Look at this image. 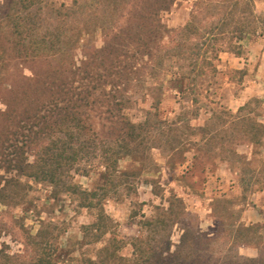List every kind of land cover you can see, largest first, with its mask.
I'll return each instance as SVG.
<instances>
[{"label": "trees", "instance_id": "1", "mask_svg": "<svg viewBox=\"0 0 264 264\" xmlns=\"http://www.w3.org/2000/svg\"><path fill=\"white\" fill-rule=\"evenodd\" d=\"M180 1L3 0L0 5V103L6 107L0 110V204L18 207L27 201L31 186L23 179L77 196L94 216L93 223L83 227L86 243L109 239L94 257L82 255L74 259L76 264H204L194 238L182 240L173 252H157L145 231L166 230L161 217L141 221L140 234L130 243L121 239L104 206L124 183L118 176L120 161L136 157L153 132L162 129L151 120L132 121L130 93L135 83L145 75L159 76L167 62H184L186 66L173 70L172 83L182 99L198 105L205 83L216 85L223 74L220 55L242 57L246 37L264 38V14L256 13L254 0H197L186 25L170 28L163 15ZM214 11L221 15L218 22L205 24ZM48 22L53 27H47ZM99 31L104 44L84 48L78 57L76 46ZM245 75L243 70L226 73L232 82L236 77L242 82ZM12 103H21L22 111H11ZM219 109L213 110L218 128H200L204 138L211 135L222 150L228 142L261 144L264 125L251 116L252 102L237 113ZM92 113H103L115 124L112 139L99 136ZM233 155L239 157L236 148ZM95 162L105 169L104 184L84 190L74 183L73 173ZM259 229L238 227L237 238L253 244ZM41 234L33 242L32 256L24 260L10 255L0 242V264H55L56 239ZM127 244L133 248L130 258L121 254ZM236 259L228 264H264L261 258Z\"/></svg>", "mask_w": 264, "mask_h": 264}, {"label": "rangeland", "instance_id": "2", "mask_svg": "<svg viewBox=\"0 0 264 264\" xmlns=\"http://www.w3.org/2000/svg\"><path fill=\"white\" fill-rule=\"evenodd\" d=\"M196 2H178L170 13L163 15V22L170 28H182ZM254 4L256 13L264 14V0H254ZM215 13L214 17L208 15L205 24L218 22L221 15ZM47 24L53 27L50 22ZM250 39H261L264 44V38L248 36L242 42V57L222 53L219 69L225 75L218 76L216 85L205 83L198 105L182 99L172 83L173 70L186 66L184 62H167L159 76L145 75L141 82L135 83L130 93L132 121L151 120L162 129L153 132L136 157L119 163L118 176L124 177V183L110 193L104 206L121 239L130 243L140 234L141 221L161 217L167 223L166 230L158 234L145 231V237L153 241L158 253L173 252L182 246V240L194 238L195 252L204 264H228L237 261L236 258L264 260V136L260 145L247 140L234 146L228 142L222 150L211 135L204 138L200 130L207 128L214 132L218 128L213 115L215 108L237 113L249 102L255 109L251 116L264 125V54L251 58L253 54L246 49ZM105 41L102 31L87 35L74 53L82 57L84 48L102 46ZM136 64L141 69L142 63ZM142 69L149 71L146 67ZM232 70L246 72L242 82L239 77L236 82L228 79L226 73ZM10 108L17 112L23 109L21 103H12ZM1 109L6 107L0 103ZM91 116L99 136L112 139L115 124L106 120L107 115ZM235 148L239 157L233 155ZM104 171L98 162L84 164L78 173H73L74 183L84 190L96 189L104 184ZM23 181L31 186L27 201L18 207L0 204V242L8 246L10 255L29 259L40 233L50 240L56 239L59 258L55 264H76L74 259L82 255L94 257L106 245L109 236L98 244H87L84 240L83 227L92 224L94 216L81 207L77 196L47 184ZM252 226L260 228L253 244L237 238L238 227ZM89 241L92 243L93 239ZM121 254L130 258L132 246L127 244Z\"/></svg>", "mask_w": 264, "mask_h": 264}, {"label": "crops", "instance_id": "3", "mask_svg": "<svg viewBox=\"0 0 264 264\" xmlns=\"http://www.w3.org/2000/svg\"><path fill=\"white\" fill-rule=\"evenodd\" d=\"M246 49L248 50V53L250 54H253L251 55V58L254 57V54H261L263 53L264 54V44L262 42V40L260 39L259 41L258 40H253V39H250L249 41V45L246 46ZM243 66L245 67L246 64L244 63ZM242 67V68H244ZM241 69V68H240Z\"/></svg>", "mask_w": 264, "mask_h": 264}]
</instances>
